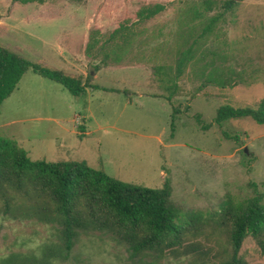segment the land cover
Listing matches in <instances>:
<instances>
[{"label": "rangeland", "instance_id": "1", "mask_svg": "<svg viewBox=\"0 0 264 264\" xmlns=\"http://www.w3.org/2000/svg\"><path fill=\"white\" fill-rule=\"evenodd\" d=\"M201 1L0 0V47L85 85V94L73 97L27 71L0 104V138L32 161L81 162L151 189L166 183L181 212H214L226 195H264V124L213 122L220 106L255 107L264 98V0H241L203 35L205 20L194 16ZM154 5L162 11L135 18ZM182 57L168 102L170 91L153 69L172 76ZM55 241L54 223L32 201L16 197L5 209L0 200V264L37 258L40 246ZM188 242L193 248L172 256L130 262L109 235L81 233L58 264H214L226 237L220 229ZM238 255L264 264L249 236Z\"/></svg>", "mask_w": 264, "mask_h": 264}, {"label": "trees", "instance_id": "2", "mask_svg": "<svg viewBox=\"0 0 264 264\" xmlns=\"http://www.w3.org/2000/svg\"><path fill=\"white\" fill-rule=\"evenodd\" d=\"M9 1L26 5L52 0ZM240 1L202 0L194 11L196 18L205 20L201 34L210 33L215 23ZM212 10L215 14L208 17ZM161 11L160 5L145 7L135 13V18L150 19ZM114 32L109 38H113ZM183 58L176 63L172 76L162 66L153 69L157 80L165 82V90L170 91L165 98L168 102L176 90L175 80L182 72ZM27 71L60 85L73 97L85 94V85L79 78L31 64L0 47V104ZM174 113L172 110L171 118ZM195 119L200 122L198 116ZM236 119L264 124V98L255 107L220 106L213 122L220 125ZM16 197L32 201L38 214L54 223L56 238L54 243L39 247L37 258H23L20 264H58L67 258L81 233L94 231L122 244L130 262H143L142 258L149 256H172L193 248L189 238L207 237L220 229L225 234L226 246L220 249V258L214 264H247L238 255L247 236L264 256V195L255 190L251 197L241 200L226 195L211 213L181 212L171 205L166 183L160 189H151L121 182L81 162L32 161L15 142L0 138V200L4 208ZM12 256L17 257L10 255L9 259Z\"/></svg>", "mask_w": 264, "mask_h": 264}, {"label": "water", "instance_id": "3", "mask_svg": "<svg viewBox=\"0 0 264 264\" xmlns=\"http://www.w3.org/2000/svg\"><path fill=\"white\" fill-rule=\"evenodd\" d=\"M243 152L245 153L246 152V149H244Z\"/></svg>", "mask_w": 264, "mask_h": 264}]
</instances>
